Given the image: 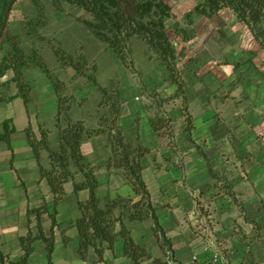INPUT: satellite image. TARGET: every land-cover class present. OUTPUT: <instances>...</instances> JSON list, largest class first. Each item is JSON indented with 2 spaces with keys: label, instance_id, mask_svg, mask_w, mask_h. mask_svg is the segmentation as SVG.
I'll list each match as a JSON object with an SVG mask.
<instances>
[{
  "label": "crops",
  "instance_id": "0c3cea01",
  "mask_svg": "<svg viewBox=\"0 0 264 264\" xmlns=\"http://www.w3.org/2000/svg\"><path fill=\"white\" fill-rule=\"evenodd\" d=\"M196 4V0L186 1L181 11L174 12L183 17ZM196 30V36L187 42L174 33L180 47L185 46L180 66L193 116L192 140L185 130L182 99L171 98L176 84L160 59L169 95L163 97L164 101L151 102L137 96L143 92L137 86L132 92L120 90L125 110L119 123L127 142L135 145L139 135V142L150 148L142 157L143 176L179 260L198 264H264V47L230 8L212 17H199ZM51 51L56 60L53 68H57L59 75L60 71L70 72L65 80L76 97L70 111L72 118L84 117L87 125L97 126L100 97H89L97 87L76 77L72 67L62 68ZM42 55L50 67L43 50ZM28 69L36 71L32 74ZM24 73L32 84L33 104L27 108L23 98L17 96L0 105V121L12 119L16 128L11 135L14 154L6 145L0 150V194L6 201L5 211H0V235L7 239L12 238L9 234H16L12 242L6 240L0 245L3 252H10L18 245L19 236L27 232V208L52 200L47 181L41 180L25 128L31 124L37 133L40 126L51 128V149L57 151L60 147L53 126L57 109L53 84L39 67L25 68ZM13 75L9 71L2 80L8 81L7 87L12 86L14 95L18 89L11 80ZM71 82L76 84L72 86ZM173 101L180 103L171 110L175 114L169 112L172 124L168 136L155 131L152 119ZM136 121L138 131L134 128ZM82 152L97 165L102 198L135 195L123 168L106 165L112 153L107 134L85 139ZM42 163L50 166L46 151ZM78 179L82 177L79 175ZM65 188L67 195L59 205L58 221L70 240L64 242L60 230L55 229L54 263L128 264L122 239L116 242L114 250L105 251L103 260L92 246L87 259L81 258L79 232L70 222L81 216L79 201L89 198V190L75 192L71 180ZM115 212L119 215L121 210ZM125 224L153 256L164 257L151 220L125 219ZM49 233L50 229H46ZM37 244L41 246L40 264H47L45 243L36 241L35 253Z\"/></svg>",
  "mask_w": 264,
  "mask_h": 264
},
{
  "label": "trees",
  "instance_id": "16d2710c",
  "mask_svg": "<svg viewBox=\"0 0 264 264\" xmlns=\"http://www.w3.org/2000/svg\"><path fill=\"white\" fill-rule=\"evenodd\" d=\"M18 0H0V105L15 97L23 98L29 108L33 104L31 96L32 84L24 73L27 67H39L53 84L57 95V109L54 114L53 126L57 133L59 150L51 149V128L39 127L37 133L29 124L25 128L28 142L35 154L41 174L52 193L51 203L45 200L40 205L27 208V232L19 236L21 254L12 258L10 253L0 249V264H31L35 253L34 243L42 240L45 243L47 264H55L53 252L56 246L55 229L61 231L62 239L68 242L70 237L66 229L58 221L59 205L64 202L67 191L65 184L73 182L74 191L89 190V198L79 201L81 216L70 222L79 232L78 253L82 259H87L89 247L95 248L100 260H103L107 249L114 250L118 240H123L124 255L130 260L128 264H198L179 260L174 252L172 239L168 236L157 214V205L153 202L150 190L143 176L142 157L150 152V148L139 142L135 145L126 141L124 129L120 126L119 118L125 107L120 99V84L113 79L109 86H102L97 78V66L88 61L83 53H71L54 37L47 39L60 66L64 69L72 67L76 77H84L92 82L101 92L100 118L97 126L87 125L86 119L72 118L71 108L76 97L67 92V84L55 70L49 67L40 48L33 47L25 51L20 46L18 36L12 37L10 45L5 46L9 16ZM53 7L63 11V3L77 5L85 10L90 18L83 19L84 24L99 41L113 49L119 60L126 68L134 70L135 62L132 57L131 42L134 37L142 39L159 57L169 72L171 81L176 84V91L171 98L182 99L185 114V130L192 140L193 116L188 106L187 86L182 76L181 59L185 55V46L178 49L170 38L167 21L177 19L170 0H50ZM224 8H230L238 20L250 27L254 36L264 47V0H199L196 6L184 16L186 26L175 23L171 26L183 41H189L196 36V19L201 16L212 17ZM40 23H45L46 14L40 12ZM27 29L34 33L33 21ZM37 38H42L35 32ZM13 71L11 78L17 85L16 94H7L8 81L2 78ZM165 100V99H164ZM162 99V101H164ZM172 119L166 114L152 119L156 132L167 133L171 136ZM134 128L138 131L136 121ZM16 131L12 119L0 121V150L5 144L13 151L11 135ZM105 133L111 145V156L106 165L122 167L127 182L134 190V196L117 195L116 197L99 195L100 181L96 174V165L83 154L82 144L85 139ZM48 152L50 166L42 163L43 152ZM13 162V157H12ZM82 179L79 180L78 176ZM139 198L136 200L135 197ZM120 209L119 215L115 210ZM44 215L51 220L50 234L47 235L43 224ZM125 219L132 221L151 220L152 229L163 251L164 257H155L132 235L125 224ZM34 228H37L35 232Z\"/></svg>",
  "mask_w": 264,
  "mask_h": 264
},
{
  "label": "rangeland",
  "instance_id": "374dc122",
  "mask_svg": "<svg viewBox=\"0 0 264 264\" xmlns=\"http://www.w3.org/2000/svg\"><path fill=\"white\" fill-rule=\"evenodd\" d=\"M186 1L189 0H170L173 12L181 11L182 7L185 6ZM198 1L199 0H196V2ZM41 11L45 12L47 20L45 23L39 24L38 20L41 16ZM184 16L179 17L177 15L176 20L169 19L167 21L169 36L176 43L178 49H181L182 46L180 47V43L175 40V32L172 31L171 26L175 23L179 24L180 26H186ZM88 18H90V15L77 5L63 3V11H60L53 7L50 0H18L9 16V26L7 30V41L5 42V46L10 45L12 37L18 36L20 40V46L23 50L29 51L33 47L40 48L41 52L43 50V54L48 64L51 68H53L55 67L56 60L47 39L55 37L68 51L74 52V54L78 52L85 54L88 61L97 66L96 73L102 86L107 87L113 79H116L120 84V90L123 89L124 93L126 91L132 92L135 88L134 86H137L143 90V92L139 93L137 96L141 99L142 97H145L151 102H154V100L160 101L164 96L169 95V90L165 88V83L167 80L165 78V69L163 68L159 58L153 54L149 46L143 40L140 38H135L131 42V51L135 62V68L134 70H130L122 64L113 49L109 48L106 44L95 38L87 26H85L83 19ZM31 21H33L35 32H38L42 38H37L35 32L29 33L27 31V29H33V27H30ZM170 23L172 24L170 25ZM187 45L190 46L189 43H187ZM53 69L57 75L66 82L65 79L70 76V72H68V70L64 71L63 73L60 71L61 75H59L57 68ZM35 71L36 70H29L28 72L33 74ZM78 78H82L87 82L84 77ZM70 84L74 86L76 82H71ZM12 91L13 88L9 85L6 88L7 94H11ZM67 92L72 93L69 91L68 85ZM95 96H98L101 99V92L98 89L91 92L89 97ZM177 103L180 102L173 101L172 103H167V110H165L163 107L162 111L159 112L160 115L166 114L169 116V112H173L175 114V112L171 110L174 109L176 105H178ZM162 157L164 156L162 155ZM3 197L4 195L0 194L1 212L5 211L6 204V201L1 199ZM43 224L45 231L46 229L49 230L51 225L50 218L46 217L44 219L43 217ZM34 230L37 232V228H34ZM9 235H12V238L6 239L2 238V235H0V245H2V243H4L6 240L12 242L11 240H13L14 236H16L15 233ZM9 235L5 237H8ZM60 235L62 236L61 231ZM37 251L38 253H35V257L31 258V264H40L41 246L38 244ZM6 253H10V256L16 259L21 254L19 240L18 245L14 246L10 252Z\"/></svg>",
  "mask_w": 264,
  "mask_h": 264
}]
</instances>
